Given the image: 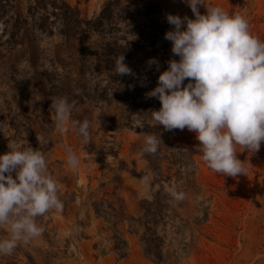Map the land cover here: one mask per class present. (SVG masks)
Masks as SVG:
<instances>
[{
	"label": "rangeland",
	"instance_id": "rangeland-1",
	"mask_svg": "<svg viewBox=\"0 0 264 264\" xmlns=\"http://www.w3.org/2000/svg\"><path fill=\"white\" fill-rule=\"evenodd\" d=\"M66 1L78 5L92 18L100 13L106 0ZM156 1L161 5V18L168 29L171 26L166 21L167 13L192 16L191 9L183 0ZM209 2L222 6L229 13L245 15L251 32L264 40V0ZM18 4L19 10L26 14L29 1L20 0ZM200 10L204 12L206 9L201 6ZM5 26L4 20L0 19V34ZM34 36L36 38V33L32 35L31 32L23 47L10 44L0 47V145L33 144L44 147L42 151L48 170H51L50 174L57 182L59 195L64 197V206L60 211L50 210L45 216L38 217L37 223L44 229L42 235L17 247L11 255H0V264H157L145 256L141 241L135 234L127 235L130 253L128 257L120 258L112 249L110 232L103 230L105 223L92 206L93 200L102 198L107 192L114 200L118 196L122 197L127 211L138 214L140 202L146 198L152 199L153 174L143 147L145 136L153 133L143 127L141 131L116 129L108 119L110 115L118 113L120 108L91 100L77 103L71 112V119L89 121L91 130L88 139L79 136L70 123L68 130L61 133L55 125L53 111L45 107V99L32 88L33 80L29 79L34 70H42L40 61L34 64L38 53L33 48L28 49L29 45H34ZM6 38L3 37L4 40ZM40 41L44 49V70L53 73L56 66L51 65L49 59H55L57 55L64 57V52L68 50L61 45L60 36L56 33L51 37L43 35ZM157 46L161 50L159 62L160 70H163L162 54L171 52V42L164 39L162 34ZM14 65L18 68L16 73L11 71ZM69 74V69L64 71L65 76L69 77ZM48 81L53 82L50 78ZM19 90L22 91L20 97L25 99L23 103L29 109L33 121L37 120L42 125H46V121L54 122L55 128L48 130L53 135L50 147L45 144L40 146L36 130L23 123L24 119L15 118V96H19ZM59 97L68 98L69 95L59 94L56 98ZM74 102H77L76 99H71L70 103ZM76 115L81 120L76 119ZM13 119L19 120L26 129L20 133L23 137L34 139H13L9 142L10 136L16 133ZM137 124L142 125L139 122ZM175 132L169 139L195 158L198 164L197 178L203 188V195L194 199L186 197L190 205L181 208L180 212L190 216L195 212V203L203 198L208 200L211 212L209 220L202 227L203 235L198 236L199 243L181 264H264V143L255 154L237 146V150L241 151L238 157L247 171L246 174L233 177L219 174L207 166L202 154L195 148L198 144L195 133L187 129H175ZM39 134L48 140L46 133ZM91 144H95L98 149L91 152L88 149ZM68 147L79 157L80 166L77 169H72L66 162ZM164 164L170 168L172 166ZM117 174H121L122 182L115 178ZM158 188L157 185L155 189ZM188 231L185 230L187 234ZM8 235L6 230L0 229V239Z\"/></svg>",
	"mask_w": 264,
	"mask_h": 264
},
{
	"label": "trees",
	"instance_id": "trees-1",
	"mask_svg": "<svg viewBox=\"0 0 264 264\" xmlns=\"http://www.w3.org/2000/svg\"><path fill=\"white\" fill-rule=\"evenodd\" d=\"M19 1L0 0V19L6 25L0 34V47L3 44L23 47L27 44L26 37L31 32L32 35L36 33L34 45H29L28 49L33 48L38 53L34 64L40 61L42 70H34L29 79L33 80L32 88L45 99V107L55 115L51 100L59 94L69 95V102L76 99L74 106L88 100L104 102L109 106L114 104L120 109L109 116L108 122L113 127L141 131V127L137 126L139 122L159 140L156 154L145 153L153 174V197L140 202L138 214L127 211L122 197L114 200L107 192L92 202L94 212L105 223L103 230L110 232L112 249L120 258L128 257L130 244L127 235L135 234L141 241L145 256L153 262L181 264L199 243L198 236L203 235L202 227L209 220L211 212L205 198L195 203V212L190 216L180 212L181 208L190 205L186 197L194 199L203 195L197 178L198 164L191 154L169 139L170 135L176 133L175 130H165L163 125L154 126L156 122L151 118V111L158 110L161 104L156 98L145 97V93L156 86L159 76L156 66H149L148 62L152 58L159 61L161 50L157 43L168 30V25L161 18L160 3L156 0H106L100 13L90 18L82 8L66 0H27L26 14L19 10ZM55 33L60 36L61 45L68 52H64V57L57 55L55 59H49L51 65L56 66L54 72L49 73L44 70V49L40 40L43 35L51 37ZM122 54L137 77L113 73L115 59ZM162 55L164 70L171 52L166 51ZM67 69L69 77L64 75ZM17 70V65L11 67L13 73ZM21 93L19 90V96H15V118L24 119L23 123L31 125L37 135L38 132L46 133L49 143L45 145L50 147L53 135L48 130L55 128L54 122L46 121V125H42L37 120L33 121L23 103L25 99L20 97ZM74 117L81 120L78 115ZM19 120L13 119L16 133L8 141L34 139L20 134L26 129ZM21 146L44 149L33 144ZM88 149L93 152L98 148L93 144ZM8 150L9 146L0 145V153ZM164 163L172 165L171 168ZM115 178L122 182L121 174L115 175ZM157 185L159 188L155 189ZM173 185L186 194L184 200L176 201L169 195L168 188ZM60 199L64 203V197L60 196ZM186 229H189L188 234Z\"/></svg>",
	"mask_w": 264,
	"mask_h": 264
},
{
	"label": "clouds",
	"instance_id": "clouds-1",
	"mask_svg": "<svg viewBox=\"0 0 264 264\" xmlns=\"http://www.w3.org/2000/svg\"><path fill=\"white\" fill-rule=\"evenodd\" d=\"M183 2L192 16L166 14L171 27L164 39L171 42L172 53L167 68L160 71L155 58L148 62L156 66L159 76L145 97L161 104L151 111V118L154 126L163 125L165 130L195 133L197 152L215 172L233 177L246 174L237 146L255 154L264 143V40L251 32L245 15L229 13L209 0ZM113 73L137 77L123 54L115 59ZM51 101L60 132L67 131L70 123L87 140L90 123L71 119L74 104L66 97ZM37 139L40 146L49 143L40 135ZM158 150L157 137L147 134L143 151L156 154ZM66 151L67 164L77 169V153L70 147ZM168 193L176 201L186 195L175 185ZM63 206L42 150L9 145L7 152L0 153V229L9 233L0 239V255H11L17 247L41 236L44 229L37 218Z\"/></svg>",
	"mask_w": 264,
	"mask_h": 264
}]
</instances>
